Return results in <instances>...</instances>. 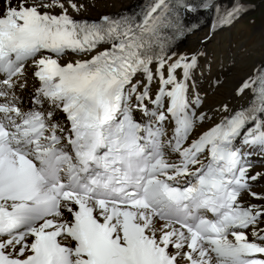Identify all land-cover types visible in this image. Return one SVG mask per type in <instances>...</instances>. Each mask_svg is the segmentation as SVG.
Listing matches in <instances>:
<instances>
[{
	"label": "snow or ice",
	"instance_id": "snow-or-ice-1",
	"mask_svg": "<svg viewBox=\"0 0 264 264\" xmlns=\"http://www.w3.org/2000/svg\"><path fill=\"white\" fill-rule=\"evenodd\" d=\"M69 9L0 0V264H264V65L208 109L205 51L173 50L186 16L212 13L203 45L246 6Z\"/></svg>",
	"mask_w": 264,
	"mask_h": 264
},
{
	"label": "bare ground",
	"instance_id": "bare-ground-1",
	"mask_svg": "<svg viewBox=\"0 0 264 264\" xmlns=\"http://www.w3.org/2000/svg\"><path fill=\"white\" fill-rule=\"evenodd\" d=\"M81 1L80 3H83L85 8L92 7L94 8V4L92 0H75ZM144 0H116L117 7H115L113 10L102 12V9H93L96 11L95 13L100 14H117L122 11H127L132 6H134L138 2H142ZM217 4L221 8L225 7H231L234 0H215ZM86 10V9H85ZM85 10L79 13L80 16H77L75 18H81V17H89V16H82L85 13ZM213 11L215 9L213 8ZM69 12L76 14L71 9H69ZM203 15L205 16V21L202 26L207 27L206 35H208L209 25L211 24L212 19V13L209 11L201 10ZM194 45L193 48L198 47V43H194L190 40V38H186V36L177 44H175L174 51L179 52L182 48L188 46V45ZM261 52H259L258 58L250 68H241L242 66V59L237 56L234 53L231 52H225L221 55L222 62L217 63L218 67L216 70H214L215 63L214 61L210 59L202 60L200 61V66L197 68L193 73V79L196 82L197 90L204 95V106L208 109H215L220 104H227L230 109L235 110L236 108L240 107L241 105H244L246 103L245 97H237L233 93V88L237 81L243 77L246 73H249L253 67L256 65H264V46L261 48ZM183 50V49H182ZM191 51V50H189ZM210 61V70L205 65ZM216 64V66H217ZM202 73V75H201ZM218 80L220 81L217 85H210L211 80ZM221 85V87L219 86ZM252 171H264V162H256L255 167L252 169ZM253 191L255 192H264V181L257 182L253 186ZM253 202H257L253 200Z\"/></svg>",
	"mask_w": 264,
	"mask_h": 264
},
{
	"label": "rangeland",
	"instance_id": "rangeland-1",
	"mask_svg": "<svg viewBox=\"0 0 264 264\" xmlns=\"http://www.w3.org/2000/svg\"><path fill=\"white\" fill-rule=\"evenodd\" d=\"M80 2L76 1L77 4H81ZM92 2L94 8H85V13L82 16L97 17L98 14L93 9H102V12H107L117 7L116 0H92ZM240 2L246 6L247 10L230 26L214 30L203 45L200 41L207 36L205 33L207 27L186 36L192 42L198 43V47L195 48H201L205 51V56L200 61L206 59L214 61V70L218 67L217 63L222 62L220 57L225 52H231L239 56L242 59L241 68L248 69L255 64L259 52L264 46V0H240ZM69 13L74 17L80 16L79 14ZM193 47L194 45L190 44L182 48L183 50H179V52L195 49ZM219 86L221 87V85Z\"/></svg>",
	"mask_w": 264,
	"mask_h": 264
}]
</instances>
